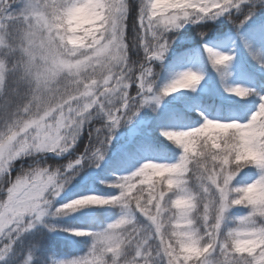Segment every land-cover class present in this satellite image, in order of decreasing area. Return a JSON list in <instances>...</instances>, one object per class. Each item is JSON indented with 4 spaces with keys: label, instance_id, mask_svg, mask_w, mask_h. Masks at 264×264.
I'll return each instance as SVG.
<instances>
[{
    "label": "snow or ice",
    "instance_id": "1",
    "mask_svg": "<svg viewBox=\"0 0 264 264\" xmlns=\"http://www.w3.org/2000/svg\"><path fill=\"white\" fill-rule=\"evenodd\" d=\"M85 8L89 19L78 23ZM221 17L264 66V49L239 32L264 26V0H0V261L14 264L18 249L34 247L25 234L46 215L95 205L120 214L68 229L91 238L86 254L45 264H264V91L252 90L259 99L246 118L162 131L182 150L174 163L148 160L115 178L116 195H83L50 213L71 171L99 166L123 121L195 88L202 75L192 69L157 86L153 65L177 30L195 25L204 37ZM204 48L224 76L232 55ZM48 152L67 154V164ZM253 167L259 174L246 182ZM27 253L15 264H31Z\"/></svg>",
    "mask_w": 264,
    "mask_h": 264
},
{
    "label": "trees",
    "instance_id": "2",
    "mask_svg": "<svg viewBox=\"0 0 264 264\" xmlns=\"http://www.w3.org/2000/svg\"><path fill=\"white\" fill-rule=\"evenodd\" d=\"M220 20H224V18L221 17L217 21H209V23L219 24ZM263 29L264 26L258 23L252 27L241 26L239 32L249 33ZM230 34L237 35V29L227 20H224L223 26L219 30L206 34L204 37L198 35L195 25H185L184 28L177 30L175 39L165 54L164 60L156 61L153 65L156 85L162 87L171 80L196 49H201L204 52L205 59L202 64L204 70L208 72L206 69H210L212 63L209 61L204 45L208 41L212 43L221 41ZM256 65V67H251L250 71L243 70L244 76L239 75L238 68L231 66L230 63L223 69L226 73L224 76H221V72L216 68L213 69L224 81L223 85L218 86L223 92L222 97L216 95L213 89L179 91L164 96L158 106L153 104L141 108L130 120L123 121L114 130L112 141L99 166L86 161L83 165L78 166V170L71 171L73 182L64 195L57 200V205L60 207L62 204L91 193L100 196L116 195L119 189L112 183L115 178L135 170L148 160L174 163L182 150L161 134L164 130L195 127L203 122L204 117L212 119L246 118L256 109L259 99L252 90L264 91V66L259 62ZM237 85L249 89V95L241 97L228 90ZM136 119H144L145 123L139 128V133L129 137L127 131ZM95 127H99V125H95ZM82 139L86 144V132ZM61 156V158L53 156H44L43 158L67 164V155ZM48 166L51 167V165ZM242 171L247 172L248 170L243 169ZM258 174V170L253 167L246 182H251ZM77 210L80 211L79 213H83L67 218L57 215L60 217L57 220L61 223V228L54 229L56 227L49 224L52 220L48 224L35 225L29 233L25 234L32 238V244L35 246H22L18 249L14 264L23 257L24 253L26 259L27 252H30L32 256L31 264H45L49 260H57L62 255H80L89 248L91 238L78 236L68 229L99 228L113 221L120 214L118 208L110 206L89 205ZM244 211L246 210L235 208L232 210V214L239 216ZM52 217L53 215H51ZM0 264H4V262L0 261Z\"/></svg>",
    "mask_w": 264,
    "mask_h": 264
},
{
    "label": "rangeland",
    "instance_id": "3",
    "mask_svg": "<svg viewBox=\"0 0 264 264\" xmlns=\"http://www.w3.org/2000/svg\"><path fill=\"white\" fill-rule=\"evenodd\" d=\"M240 34L245 35L248 37L249 42L251 44H253L257 49H264V29L260 30V31H250L249 33H245L244 31H241ZM209 47L219 50V51H223V52H227L229 54L232 55L233 59L230 62L231 66H235L238 68V74L244 76L243 70L244 71H249L248 67H256L258 60L254 59L253 56L250 54L249 50L247 48L244 47L243 43L240 41L238 35L236 34H230L229 36H227L225 39L215 42L212 45H209ZM205 59V54L201 49H197L193 52V54H191V56L188 57V61L186 62V64L184 65V67L182 68L181 71L186 70V69H192L194 71L200 72L202 75V79L200 80V82L195 86V88L192 89H183L180 91H187V90H212L213 92H215L216 95H218L219 97H222L223 92H221V89L218 87L220 85H223L224 81H222V78L220 77V75L216 72V70L213 66L210 69H206L208 72H206L203 69L202 66V62H204ZM210 61V60H209ZM130 91H132L130 89ZM132 94H134V91H132ZM235 94V93H234ZM147 107V105L145 106ZM145 123L144 119H136L134 121V124H132L128 131H127V135L129 137L134 136L135 134L139 133V128H141ZM44 155H54L56 156L55 153L52 152H48V153H44L42 154ZM73 175H71V179L66 183L63 191L55 197V199L52 202V207L50 209V213L54 212L56 208L59 207V205H57V200L60 198V196H63L64 193L70 188L69 185L73 182ZM80 211L75 210L72 212H69L67 214H63V215H59V216H63L65 218L67 217H71V216H75L79 213ZM88 213H90V211H88ZM57 215H53V217L51 218V214L46 215L45 217L42 218L39 224H48L50 222V220H52L49 224H51L53 227H56L54 229L57 228H61V223L57 220V218H60ZM36 224V225H37ZM90 246V245H89ZM88 250V249H87ZM86 251H84V253H81L80 255H76L77 257L79 256H84L86 254ZM71 257H75V256H69V255H62L60 257L57 258V260L60 259H64V258H71Z\"/></svg>",
    "mask_w": 264,
    "mask_h": 264
},
{
    "label": "clouds",
    "instance_id": "4",
    "mask_svg": "<svg viewBox=\"0 0 264 264\" xmlns=\"http://www.w3.org/2000/svg\"><path fill=\"white\" fill-rule=\"evenodd\" d=\"M89 19V16H88V9L85 8L81 11V14H80V19L78 20V23H83V22H87ZM240 244L241 246H246L249 244V241L244 239L243 235L240 236Z\"/></svg>",
    "mask_w": 264,
    "mask_h": 264
}]
</instances>
